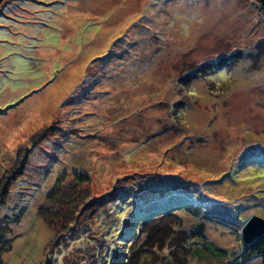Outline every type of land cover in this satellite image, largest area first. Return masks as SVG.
<instances>
[{"label": "rangeland", "instance_id": "1", "mask_svg": "<svg viewBox=\"0 0 264 264\" xmlns=\"http://www.w3.org/2000/svg\"><path fill=\"white\" fill-rule=\"evenodd\" d=\"M17 152L23 173L0 205L21 212L5 264L74 263L36 212L72 171L89 175L91 216L111 228L96 264L123 261L142 216L169 208L178 217L142 227L156 245L142 264H165L170 249L181 261L185 233L197 241L189 264H263L242 254L243 225L264 218L256 0H2L0 173L20 166Z\"/></svg>", "mask_w": 264, "mask_h": 264}, {"label": "trees", "instance_id": "2", "mask_svg": "<svg viewBox=\"0 0 264 264\" xmlns=\"http://www.w3.org/2000/svg\"><path fill=\"white\" fill-rule=\"evenodd\" d=\"M1 1L2 0H0V2ZM256 2L264 14V0H256ZM53 130L54 127L51 125L44 126L39 133L34 135V137L36 136V138H33L34 144ZM28 150V148L25 149L26 152H28ZM16 156L17 158L21 157L20 166L13 167L12 165V168H6L0 173V205L6 203V196L9 194L8 192L10 191V186L13 180L23 173V163L27 159V154L21 156V152H17ZM17 158H15V161H17ZM90 196V177L87 173L72 171L71 176H69L67 173L62 172V174L57 177L52 188L46 193L45 202L36 208L38 216L53 232L50 244L53 246L63 244V249L68 252L70 257H72L70 258L68 256L67 258L71 259V261L74 260L73 264H96L97 260L101 261L103 254L101 251V245H94V241H98L99 237L104 236V234L108 235V237L110 236L111 228L109 226L103 227L101 225V219H103V217L99 215L101 211L95 213L94 216H91L96 209L97 200H89ZM87 207H90L91 210L88 211V215L86 216L87 221L82 224L81 220L79 221L78 218L79 216H82L81 218H83L84 214H86ZM156 214H161L162 216L166 214L171 218L178 217L173 208L160 212L154 211L142 216L139 221V224L141 223L139 226L140 229L126 239L127 254L124 256V260H118L115 264H139L141 262L148 261L147 256L152 255L155 251L153 249L156 246L154 243L155 239L150 228L149 230L146 228V231H148L147 235L151 234L150 236H147L144 234L145 232L142 227H144L146 222L150 219L159 220L160 218L156 219ZM20 216L21 212L13 214V216L8 214L0 216V264H5L3 255L12 248V241H14V234L16 232L12 234L13 231L11 223L13 221L12 224L14 225L19 220ZM201 230H197L194 233L199 235L201 240L203 239L199 242L204 244L205 238H202L203 233ZM184 235H186V238L183 239V245H181L186 250V257H184L181 261L180 259L177 261L175 260L178 259L176 257V250L170 249L168 253L166 252L168 256L166 257L167 261L165 264H189L193 253L192 247L197 241H191L187 245L185 243H187V239L189 237L186 233ZM165 236L166 235L164 234L160 239H158V242L163 240L162 238H165ZM139 238L144 240L143 245L145 247L142 245L139 247ZM142 240L140 242H142ZM77 242L79 245H75L73 248L70 247V244H77ZM134 245H137L135 249ZM242 247V254L245 258L257 256L261 258V261L264 264V233L258 236L251 243H242ZM174 254L175 257L172 260L170 257L174 256ZM168 258H170V260Z\"/></svg>", "mask_w": 264, "mask_h": 264}, {"label": "water", "instance_id": "3", "mask_svg": "<svg viewBox=\"0 0 264 264\" xmlns=\"http://www.w3.org/2000/svg\"><path fill=\"white\" fill-rule=\"evenodd\" d=\"M264 233V218L251 215L242 227V239L249 243Z\"/></svg>", "mask_w": 264, "mask_h": 264}, {"label": "bare ground", "instance_id": "4", "mask_svg": "<svg viewBox=\"0 0 264 264\" xmlns=\"http://www.w3.org/2000/svg\"><path fill=\"white\" fill-rule=\"evenodd\" d=\"M253 241H254V240H253ZM253 241H252V242H253ZM245 243H246V242H245ZM249 243H251V242H249ZM246 244H248V243H246Z\"/></svg>", "mask_w": 264, "mask_h": 264}]
</instances>
